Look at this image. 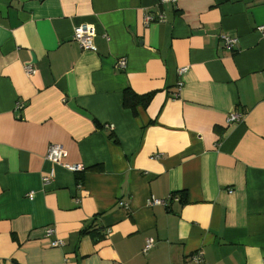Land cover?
Instances as JSON below:
<instances>
[{
	"label": "crops",
	"instance_id": "obj_1",
	"mask_svg": "<svg viewBox=\"0 0 264 264\" xmlns=\"http://www.w3.org/2000/svg\"><path fill=\"white\" fill-rule=\"evenodd\" d=\"M260 27L264 0H0V264H264ZM50 144L83 170L44 186Z\"/></svg>",
	"mask_w": 264,
	"mask_h": 264
},
{
	"label": "built area",
	"instance_id": "obj_2",
	"mask_svg": "<svg viewBox=\"0 0 264 264\" xmlns=\"http://www.w3.org/2000/svg\"><path fill=\"white\" fill-rule=\"evenodd\" d=\"M159 1L161 4H164V3H176L177 0H159ZM155 20H162V17H156L153 15H150V16L148 15L145 17V23L146 24H148L152 21H155ZM259 31L262 34H264V27H260ZM93 36H94V32L92 29H90L88 27H79V28H76L74 30L73 35H72V40L78 44L79 48L82 51H90L93 49V45H92ZM221 41H222V45H223L224 49H226L228 51H232L238 43L237 38H231L228 36H222ZM126 65H127V59L125 57H122V58H119L117 60V62L114 65V68H115V70L120 71V70H124L126 68ZM186 69L187 68H181L178 71V74L179 75L184 74L186 72ZM25 71H26V74L28 76L32 75L34 73L33 68L30 66H27ZM182 87H183V82L179 81L176 85V92L173 95V97H175V98L179 97V93H180ZM242 118H243L242 115H240L238 113H232L227 118L226 123L228 125L235 124V123L240 122L242 120ZM65 156H66V152L62 148V146L57 145V144H50L49 145L48 151H47L46 156H45V160L50 162L53 165V167L51 168V170L47 174H45L42 177V184L44 186H47L53 182L54 177H55V166L56 165L62 166V167L66 168L67 170H69L70 172H73V173H77V172H80L83 170L82 166H80V165L64 164L62 161H63V158ZM154 157L157 158L158 155L156 154V156H154ZM27 197L29 199H31L33 197V194L32 193L28 194ZM169 201L177 202V201H179V199L174 197V196H168L165 199H152L150 202V205L151 206L167 207ZM119 206L124 207V208L127 207V205L124 204L123 202H119ZM55 233H56L55 230L52 228L46 229L44 232V237L46 239H52L56 235ZM63 245H64V242L61 240L54 239L51 241L52 247H62ZM152 247H153V241L147 240L145 247L143 249V252L144 253L148 252ZM191 259H192V262H194L196 264H205L199 256H193Z\"/></svg>",
	"mask_w": 264,
	"mask_h": 264
},
{
	"label": "trees",
	"instance_id": "obj_3",
	"mask_svg": "<svg viewBox=\"0 0 264 264\" xmlns=\"http://www.w3.org/2000/svg\"><path fill=\"white\" fill-rule=\"evenodd\" d=\"M152 95L139 96L134 94L130 89L124 91L123 105L126 108L135 109L139 105H146L149 103Z\"/></svg>",
	"mask_w": 264,
	"mask_h": 264
}]
</instances>
